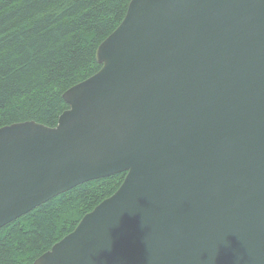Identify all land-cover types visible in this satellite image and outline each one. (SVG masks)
Instances as JSON below:
<instances>
[{"label":"water","instance_id":"95a60500","mask_svg":"<svg viewBox=\"0 0 264 264\" xmlns=\"http://www.w3.org/2000/svg\"><path fill=\"white\" fill-rule=\"evenodd\" d=\"M95 59L0 128V228L124 173L32 264H264V0H131Z\"/></svg>","mask_w":264,"mask_h":264},{"label":"trees","instance_id":"16d2710c","mask_svg":"<svg viewBox=\"0 0 264 264\" xmlns=\"http://www.w3.org/2000/svg\"><path fill=\"white\" fill-rule=\"evenodd\" d=\"M131 0H0V128L55 127L62 95L99 71L97 47ZM125 174L86 182L0 228V264H32L120 186Z\"/></svg>","mask_w":264,"mask_h":264}]
</instances>
